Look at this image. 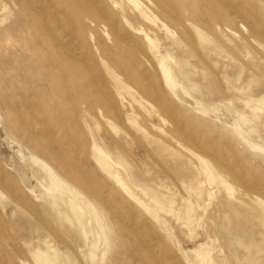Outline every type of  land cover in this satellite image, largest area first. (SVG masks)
<instances>
[{
  "label": "rangeland",
  "instance_id": "obj_1",
  "mask_svg": "<svg viewBox=\"0 0 264 264\" xmlns=\"http://www.w3.org/2000/svg\"><path fill=\"white\" fill-rule=\"evenodd\" d=\"M96 1L104 8L118 9L111 0H0V193L5 195L0 198V264H37L34 252L38 250L55 253L58 264H246L250 257L264 264L262 208L255 202L264 200V103L250 101L261 97L264 101V30H251L254 19H247V8L254 1L264 22V0L198 3L200 23L209 36L205 44L191 31L188 44L174 48L167 45L173 36L165 30H149L158 53L167 45L178 59L173 74L184 89L175 90L165 84L152 55L149 63H139L117 47L118 42L127 44L119 36L126 31L147 50L148 42L139 30L110 25L105 33L90 24V20L109 21L98 15ZM133 7L126 3L127 13H138ZM132 21L138 27L136 19ZM49 36L53 40H47ZM115 57L127 64L123 67L132 70L145 93L124 92L134 111L128 116L121 110V116L112 119L114 130L86 116L82 101L90 97L94 102H109L115 95L106 68ZM186 70L189 78L184 77ZM127 129L134 136L129 142L121 132ZM167 129L175 130L167 145L177 157L161 151L158 143L149 144V135L162 136ZM116 137L123 138L120 147ZM93 138L120 157L116 168L121 177L150 209L100 167L93 156ZM33 155L47 161L103 213L108 234L100 232L96 221L87 224L99 230L94 260L80 224L58 217L67 206L61 200L60 209L50 203L49 179L32 161ZM200 158L209 165L216 161L225 181L199 175L202 191L192 187V192L191 182L183 180L178 166L197 169ZM152 195L159 202L152 201ZM249 244L253 246L247 249Z\"/></svg>",
  "mask_w": 264,
  "mask_h": 264
},
{
  "label": "bare ground",
  "instance_id": "obj_2",
  "mask_svg": "<svg viewBox=\"0 0 264 264\" xmlns=\"http://www.w3.org/2000/svg\"><path fill=\"white\" fill-rule=\"evenodd\" d=\"M25 1V0H24ZM112 1V6L116 5L118 7V9L114 10L113 8L111 9H107L104 8L103 5L99 2H95V8L97 10L98 15H100L101 18H106L109 21H103L102 19H98L96 20H90V24L94 25L96 28L100 29V30H105V33H107V27L108 26H112L114 27H120L122 28V30H128L129 28L132 30H139L140 33H142L143 38L146 39V41L148 42V49L146 50L145 48H143L139 42H136L133 38H130L131 36L124 31V33H121L120 38L124 39L127 44H123V43H117V47L122 48L123 51H127V55L129 57V59H136L139 61V63L143 62V63H149L151 61V55L152 58L154 57L155 60L158 63V66H160L161 72L163 74L164 80H165V84L171 89V90H175L176 88H182L184 89L183 85H180L177 80H176V76H174L173 74V66H175V64H177L178 59H176L175 56H173V54L170 52V48L167 47L168 46H172V47H182L185 44H188L189 42V35L191 33V31L195 32L201 39H202V43L204 40H206L204 42V44L209 41L207 34L204 32V25H202L200 23V20H202V12L201 9L198 5V3H204L207 0H111ZM164 1L166 3H164ZM220 1V0H217ZM233 1V0H232ZM93 2V0H92ZM228 2V1H227ZM226 2V3H227ZM250 2V1H249ZM254 2V1H253ZM253 2H250V6L249 8H247L250 12H248L249 18H247L248 20L250 19V17H252L254 19V23L252 24V28L251 30H264V22L262 20H260L259 16L260 14L256 11H258V7L253 4ZM23 3V2H22ZM25 3V2H24ZM111 3V2H110ZM126 3H129L133 9L135 8V10L138 13H127V8H126ZM25 5V4H23ZM31 5V4H30ZM243 5V4H242ZM231 6V5H230ZM256 6V7H255ZM33 7V6H32ZM35 7L36 4H35ZM110 10V11H109ZM237 10V9H236ZM31 11V10H30ZM64 11V10H63ZM223 12V11H222ZM225 13V12H224ZM242 13V11H241ZM183 15L185 16V19L183 17ZM133 18L136 19V22L138 23V27L133 25ZM246 19V20H247ZM252 19V20H253ZM245 20V19H244ZM41 21V19H40ZM250 21V20H249ZM45 23V22H44ZM214 27H216L218 29L219 25L218 23H215ZM60 28V27H59ZM95 28V29H96ZM55 29V27H53V30ZM72 29V28H70ZM115 29V28H114ZM65 30V29H64ZM149 30H165L167 32V34H170L172 37L171 41H169L167 43V45H165V50L162 53H158L160 52L158 49V43L156 41V39L152 38V36L150 35V31ZM250 30V31H251ZM117 31V30H116ZM152 32V31H151ZM153 33V32H152ZM261 33V32H260ZM109 34V33H108ZM133 34V33H132ZM263 34V33H262ZM61 35V34H59ZM62 36V35H61ZM42 37V36H41ZM47 37V36H46ZM57 37V36H56ZM191 38H193L191 36ZM49 39H52L51 36H49ZM199 39V38H197ZM44 40V39H43ZM46 40V39H45ZM53 40V39H52ZM61 40V38L59 39ZM51 41V40H50ZM69 41V40H68ZM221 41V40H220ZM48 42V41H47ZM73 42V41H72ZM193 42V40L191 41ZM200 42V41H199ZM200 42V43H201ZM263 42V41H262ZM65 43V41H64ZM67 47L73 51L71 49V45L70 42H67ZM135 43L136 45L132 44ZM195 43V42H194ZM193 43V44H194ZM211 43V42H210ZM214 43V42H213ZM208 45V44H207ZM138 46V47H137ZM201 47V45H200ZM221 47V46H220ZM222 48V47H221ZM163 50V49H162ZM47 51V50H44ZM212 51V49L209 50V53ZM152 52V53H151ZM175 52V51H174ZM225 52V50H224ZM78 55H82V53L80 54V52H75ZM151 53V54H150ZM158 53V54H157ZM85 54V53H84ZM243 54V53H242ZM246 54V53H245ZM244 54V55H245ZM89 55V54H88ZM145 56V57H142ZM250 55V53H248L246 55V57ZM200 58V57H199ZM66 59V58H65ZM204 59V58H203ZM55 60V59H54ZM121 58L115 57L113 58L107 68V75L112 79L113 83H114V87L112 89L113 94H115L113 97L110 98L109 102L107 101H100V102H94L92 99H90L89 97V101L88 100H84L83 99V103H86L85 106V110L84 112L86 113L85 115H89L90 118L94 119V121L96 122V124L98 126L103 125V124H109L108 126H112L113 129H117L115 127V124L112 122V119L114 117L119 118L122 114L121 110L123 112H125L128 116L131 114V112L134 111L132 104H129L127 101H125V97H124V92L126 91H133V89L137 92V93H143L145 91L144 87H141L140 85L136 84V80L134 79V77L130 74L132 73V70L129 68H124V66H127V64L125 65L124 62L120 63ZM75 61V60H74ZM77 62V61H76ZM183 62V61H182ZM134 63V60H133ZM132 66H134L132 64ZM178 65V69L181 71V69L179 68ZM128 67V66H127ZM156 67V66H155ZM60 68V67H59ZM67 69V67H66ZM73 70V69H72ZM142 70V69H141ZM157 70V69H156ZM246 68H243L242 73L240 74L239 79L243 78L245 73ZM57 71V70H56ZM65 71V70H64ZM152 71V70H151ZM74 72V71H73ZM140 72V71H139ZM203 72V71H202ZM60 73V72H59ZM58 73V74H59ZM230 73V72H229ZM233 73V72H232ZM147 74V72H146ZM231 74V73H230ZM92 75V74H91ZM148 75V74H147ZM146 75V76H147ZM155 75H157V73H155ZM190 72L189 71H185L184 72V77L185 78H189ZM80 76V75H79ZM94 76V75H93ZM232 77V76H231ZM99 78V76H98ZM157 78H159L157 76ZM151 80V79H150ZM75 82V81H74ZM76 84V82H75ZM41 85V84H40ZM88 85V84H87ZM76 86V85H75ZM100 86V85H99ZM148 86V84L146 85ZM156 88V86H155ZM89 92V90L87 91ZM186 92V90H185ZM107 93V92H106ZM145 93V92H144ZM156 93V92H155ZM165 93V92H164ZM97 96V95H96ZM46 97V96H45ZM67 97V96H66ZM155 98H158L157 95L154 96ZM4 100V99H3ZM155 100V99H154ZM253 100H255V103L257 102V104H262L264 103L263 98H258V99H251L250 101L254 102ZM157 101V100H156ZM241 101V100H240ZM248 101V102H250ZM73 102V101H72ZM247 102V103H248ZM3 103V102H2ZM139 103V102H137ZM246 103V101L244 102V104ZM162 104V103H161ZM231 104V103H230ZM247 105V104H246ZM245 105V106H246ZM143 106V105H142ZM263 106V105H262ZM76 107V106H75ZM166 107V106H165ZM143 108V107H141ZM257 107H255L253 105V109L255 111L253 112H257L258 109H256ZM260 109V108H259ZM250 110V109H249ZM172 111V110H171ZM251 111V110H250ZM261 111V110H259ZM217 112V111H216ZM68 113V111H67ZM125 114V115H126ZM254 114V113H253ZM257 114V113H256ZM166 116V115H165ZM225 116V115H224ZM77 117V116H76ZM149 117V116H148ZM175 117V116H174ZM188 116H186L187 118ZM223 117V115H222ZM226 117V116H225ZM241 117V116H240ZM257 117V116H256ZM169 120V117H167ZM166 118V119H167ZM171 118V117H170ZM254 118V117H253ZM122 119V118H121ZM183 119V118H182ZM181 119V120H182ZM185 119V117H184ZM223 119V118H222ZM226 119V118H225ZM256 119V118H255ZM130 123H132L131 121V117H129L128 119ZM131 120V121H130ZM172 120V119H171ZM170 120V121H171ZM180 120V123H182V121ZM224 120V119H223ZM41 121V120H40ZM119 122V120H117ZM186 121V120H185ZM192 122L194 120H191ZM245 121V120H244ZM136 122V119H135ZM178 122V121H177ZM226 122V121H224ZM44 123V122H42ZM122 123V122H121ZM187 123V122H186ZM31 124V123H30ZM135 124V123H134ZM177 124V123H176ZM179 124L176 125V127H178ZM182 125V124H181ZM127 127V124L125 125ZM202 126V125H201ZM200 126V127H201ZM129 127V126H128ZM139 127V126H137ZM184 127V126H183ZM85 128V127H84ZM170 128V127H169ZM28 129V128H27ZM114 129V130H115ZM125 129V128H123ZM212 129V128H211ZM238 129V128H237ZM240 129V128H239ZM238 129V130H239ZM168 130V129H167ZM191 130V129H190ZM251 130V129H250ZM32 131V130H31ZM175 130H168L165 131L163 133V135L159 136V135H154L151 134L149 141V144L152 143H158L161 146V151L166 152L169 156L172 157H177V154L175 152H173L169 147H168V143H167V138L170 137H174ZM81 132V131H79ZM115 132V131H113ZM121 132H123V137L126 140V142L131 141V139L134 138L133 134L127 129V130H121ZM161 132V131H160ZM163 132V131H162ZM179 132V131H178ZM192 132V131H190ZM189 132V133H190ZM41 133V132H40ZM186 133V132H185ZM193 133V132H192ZM264 133V132H263ZM38 134V133H37ZM41 135V134H40ZM179 135V133L177 134V136ZM187 135V134H186ZM192 135V134H191ZM190 135V137H191ZM148 136V137H149ZM214 136V135H213ZM220 136V134H219ZM193 137V136H192ZM191 137V138H192ZM216 137H218L216 135ZM179 138V137H177ZM198 138V137H197ZM123 138L122 137H116L114 139V142L120 147L121 145H123ZM215 139V138H214ZM86 140V139H85ZM182 140V138H181ZM186 139L184 138V141ZM193 140V139H192ZM232 140V139H231ZM93 142L91 143L92 145V149H94V153L93 156L96 159L97 163L100 165V167L106 172L108 173L111 177H113L115 179V181L117 183H119L124 190L129 193L133 199H135L137 202L143 204L147 209H150L149 205L144 203V201L140 198H138L136 196V194L134 193V191L131 190L130 186L128 185V183L121 177L119 170L116 168L118 165H120V157L116 156L112 149L109 148L107 145H99L95 138H93L92 140ZM183 141V140H182ZM199 142L201 141L200 139L198 140ZM219 141L220 138H219ZM187 142V141H185ZM197 142V141H196ZM247 142V141H246ZM188 143V142H187ZM224 142H222L221 144H223ZM68 144V143H67ZM208 143H205V145H207ZM233 145V143H231ZM230 144V145H231ZM249 144V143H248ZM252 145L253 148H261L259 145L254 144V143H250ZM249 144V145H250ZM191 145V144H190ZM200 145V144H199ZM224 145V144H223ZM192 146V145H191ZM197 146V145H196ZM202 146V145H201ZM204 146V144H203ZM194 147V146H193ZM205 147V146H204ZM221 147V146H220ZM251 147V148H252ZM195 148V147H194ZM201 148V147H200ZM207 148V146L205 147ZM202 149H204L202 147ZM215 149V148H214ZM73 150V149H72ZM222 150V148L220 149V151ZM195 151V150H194ZM188 152V151H187ZM192 152V150H191ZM185 153V150H184ZM197 152H195V155L198 156L196 154ZM212 153V151L210 152ZM209 153V154H210ZM240 153V151H239ZM22 155V153H20ZM190 154V153H189ZM214 154V153H213ZM193 156V155H192ZM215 157H217L216 155H214ZM78 157V156H77ZM80 157V156H79ZM194 157V156H193ZM230 157V156H229ZM154 158V157H153ZM224 158V157H223ZM228 158V157H227ZM66 159V158H65ZM73 159V158H72ZM199 159V158H198ZM226 159V158H225ZM70 160V158H69ZM75 160V159H73ZM32 161H34L35 164H37V166L46 173L49 181L48 183H46V192L49 195L48 197H51L50 203L60 209V205H59V200L62 201L63 204H65L67 206V209H60L61 211H59L58 213V217L60 216L61 219H63L64 221H67L69 223H74V222H78L81 226V233L84 235H86L89 238V250L88 251L90 253V259H95V252L96 249L98 247V243H99V230L100 232L104 231L105 233L108 234L109 232V228L108 225L105 223L104 221V215L101 212V210L98 208L97 204L95 203V201H93L92 199L88 198L87 196L83 195L82 192L78 191L77 189H75L66 179H64L63 177H61L55 170L54 168L44 159L37 157L35 155L32 156ZM67 161V160H65ZM201 161V165L200 167H198L197 169L194 167L193 169L190 166H183L180 165L179 170L181 172L182 178L183 180L188 179V181L191 182V191L193 192L195 189L198 191H202V184L203 181L200 179H197L199 175H206L208 180L211 181H215V180H223L225 181L224 177H222L218 171H217V166H216V161L213 159V162L215 161V164L209 165V163H207V161L203 160L202 158H200ZM212 161V160H211ZM234 162H238L237 160H233ZM232 161V163H233ZM70 162V161H69ZM222 162V161H221ZM228 162V161H226ZM33 163V162H32ZM190 163V162H189ZM192 163V161H191ZM199 163V161H198ZM247 163V162H246ZM229 165V164H228ZM235 165V163H234ZM4 167V166H2ZM1 167V169H2ZM230 169V168H229ZM3 171V170H1ZM84 171V170H83ZM4 172H2L3 174ZM236 173V172H235ZM242 173V172H241ZM2 176V175H0ZM5 178V177H4ZM206 178V180H207ZM232 178V177H231ZM2 179V178H1ZM248 179V178H247ZM93 180V179H92ZM207 180V181H208ZM253 181V180H251ZM6 182V181H5ZM244 182V181H243ZM94 183V182H93ZM10 184V183H9ZM96 184V183H95ZM238 184H241L238 183ZM247 184V183H245ZM42 185V184H41ZM99 185V184H98ZM243 184H241L240 186H242ZM252 185V183H251ZM8 186V185H7ZM12 186V184H11ZM99 187V186H98ZM189 187V188H190ZM192 187H194L195 189H193ZM243 187V186H242ZM249 187V186H248ZM255 187V186H252ZM11 190V188H9ZM14 189V188H13ZM193 189V190H192ZM227 189V188H226ZM231 186H228V191H230ZM232 190V189H231ZM244 190V189H243ZM227 191V192H228ZM232 192V191H230ZM16 193V192H15ZM103 193V192H102ZM210 193V192H209ZM34 194V193H32ZM229 194V192H228ZM231 194V193H230ZM0 193V198L2 197ZM13 195V194H12ZM207 195V194H206ZM5 196V195H3ZM15 196V195H13ZM12 196V197H13ZM17 196V195H16ZM208 196V195H207ZM231 196V195H230ZM15 198V197H13ZM36 198V197H35ZM38 198V197H37ZM248 198V197H247ZM152 201L154 202H159V198L156 195H152L150 198ZM107 200V199H106ZM190 201V200H189ZM23 202V201H22ZM113 202V201H111ZM254 202V201H253ZM256 203L259 204V206L256 207H260L261 206V217L263 216V220L260 221L262 222L261 225H263L264 228V200L261 198H258L257 201H255ZM254 205H258L255 204ZM24 203V202H23ZM108 203V202H107ZM128 204V203H126ZM190 204V203H189ZM241 204V203H240ZM110 205V204H108ZM115 206V205H114ZM127 206V205H126ZM113 207V206H112ZM112 209V208H111ZM160 209V208H159ZM172 209V208H171ZM33 210V209H32ZM191 210V209H190ZM251 210V209H250ZM255 211V210H254ZM34 212V211H33ZM117 212V211H116ZM119 212V210H118ZM36 213V211H35ZM157 213V212H156ZM260 213V212H259ZM190 214V213H189ZM158 215V214H157ZM45 216V215H44ZM123 216V215H122ZM260 216V215H258ZM239 217V216H238ZM41 218V217H39ZM129 218V217H128ZM226 219V218H225ZM137 220V219H136ZM44 221V220H43ZM92 221H96L98 224V228L99 230L94 229L95 227L93 226V228H89L87 226L88 223H91ZM118 221V220H117ZM131 221V219H130ZM143 221V220H142ZM3 223V222H2ZM128 223V222H127ZM126 223V224H127ZM142 223V222H140ZM228 223V222H227ZM229 224V223H228ZM129 225V224H128ZM136 225V224H135ZM230 225V224H229ZM132 226V225H131ZM237 226V225H236ZM229 227V226H228ZM134 228V227H132ZM138 228V227H137ZM144 228V227H143ZM226 228V227H225ZM224 228V229H225ZM53 229V227H52ZM124 229V228H123ZM223 229V230H224ZM133 230V229H132ZM139 230V229H138ZM147 230V229H146ZM226 230V229H225ZM228 230V229H227ZM145 231V230H144ZM237 231V230H236ZM53 232V231H51ZM98 232V233H97ZM103 232V234H104ZM124 232V231H123ZM150 232V230L148 231ZM98 237H97V234ZM147 233V232H146ZM105 235V234H104ZM133 235V234H131ZM135 235V234H134ZM237 235V234H236ZM242 235V233H241ZM140 236V235H139ZM105 237V236H104ZM132 237V236H131ZM142 237V236H141ZM147 237V236H146ZM150 237V236H149ZM190 237V236H189ZM16 238V237H15ZM62 238V237H61ZM150 238H149V242H150ZM263 240V239H262ZM106 242V241H105ZM230 242V240H229ZM232 242V241H231ZM240 242V241H239ZM264 242V241H263ZM45 243V242H43ZM51 243V242H50ZM146 243V242H145ZM234 242H232V245L230 246H234L233 244ZM237 243V242H236ZM260 243V242H259ZM150 244V243H149ZM154 244V243H153ZM156 244V243H155ZM166 244V243H165ZM238 244V243H237ZM44 245V244H43ZM46 245V243H45ZM44 245V246H45ZM51 245V244H50ZM141 245V244H140ZM240 244H238L239 246ZM262 245V244H261ZM138 247V245H136ZM153 246V245H152ZM157 246V245H156ZM229 246V244H228ZM253 245H246L245 247H247V249L251 248ZM103 246H101L102 248ZM241 247V246H240ZM264 247V245H263ZM159 248V247H158ZM233 248V247H232ZM48 250L51 248H47ZM54 249V248H53ZM140 249V248H139ZM234 249V248H233ZM23 250V249H22ZM38 250V249H37ZM158 250V249H157ZM36 251V250H35ZM169 251V250H168ZM236 251V250H234ZM165 251H163L164 254ZM35 253V258L34 260H37V262L39 264H58L57 263V259H56V254L54 253L52 254H48L45 252H42L40 250L34 252ZM31 254V253H30ZM101 254H105L104 252H101ZM151 254V252H150ZM159 254V253H158ZM166 256L167 253H165ZM258 254V253H257ZM32 255V254H31ZM102 256V255H101ZM159 256V255H158ZM165 256V257H166ZM34 258V256H31ZM173 257V256H172ZM150 258V257H149ZM154 258V257H152ZM169 258V257H168ZM104 259V258H103ZM160 259V258H159ZM181 259V257H180ZM246 259V258H245ZM248 259V258H247ZM246 259V260H247ZM151 260V258H150ZM245 260V261H246ZM104 261V260H103ZM165 261H168L167 259H165ZM178 261V260H177ZM244 261V262H245ZM36 262V263H37ZM161 262V261H160ZM243 262V261H242ZM37 263V264H38ZM166 264V263H165ZM169 264V263H167ZM171 264V263H170ZM176 264V263H175ZM246 264H261L260 260L254 259V258H249V260H247Z\"/></svg>",
  "mask_w": 264,
  "mask_h": 264
}]
</instances>
